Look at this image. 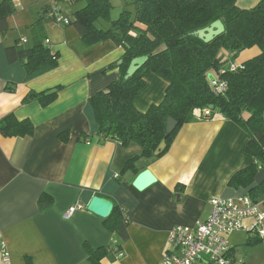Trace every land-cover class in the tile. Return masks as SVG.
Segmentation results:
<instances>
[{
	"label": "crops",
	"instance_id": "0c3cea01",
	"mask_svg": "<svg viewBox=\"0 0 264 264\" xmlns=\"http://www.w3.org/2000/svg\"><path fill=\"white\" fill-rule=\"evenodd\" d=\"M12 1L16 12L9 18V29H0V123L10 116L18 122L29 120L33 132L14 137L0 130V264H25L26 257L34 264H93L90 250L101 247L107 254L98 264H159L174 227L205 221L214 196L248 193L229 182L254 161L246 152L250 137L221 116L184 125L164 156L139 157L126 171L140 147L97 136L84 142L98 130L90 99L119 79L123 48L112 41L86 46L74 26H57L48 19L42 10L45 0ZM259 1L238 0L237 5L249 10ZM82 5L64 4V9ZM36 30L59 53L60 63L27 80L20 62H8L6 48L17 41L33 42ZM260 53L258 47L245 50L237 61ZM111 65L116 67L110 69ZM144 79L146 86L134 103L141 112L160 104L169 87L154 72ZM56 87L61 89L48 106L34 96ZM146 170L156 182L139 191L134 182ZM262 183L264 169L253 186ZM94 196L112 201L128 220L126 240L88 211ZM42 200L49 205L42 207ZM77 204L84 208L65 218ZM242 234V241H229L235 257L242 264H264V244Z\"/></svg>",
	"mask_w": 264,
	"mask_h": 264
},
{
	"label": "trees",
	"instance_id": "16d2710c",
	"mask_svg": "<svg viewBox=\"0 0 264 264\" xmlns=\"http://www.w3.org/2000/svg\"><path fill=\"white\" fill-rule=\"evenodd\" d=\"M237 2L125 0L120 16L114 20L110 0H57L53 5L68 17L70 24L67 26L78 30L86 46L112 41L124 50L121 64L117 66L119 79L90 99L98 130L86 135L84 142L97 136L101 141L112 139L124 146L138 144L140 154L128 161L126 171L134 167L139 157L164 156L184 125L196 119L212 120L221 116L248 134L250 141L246 152L254 158L252 164L231 178L230 187L248 189L247 194L253 199H263L264 183L253 184L258 172L264 169V0L249 10L240 9ZM79 3L83 5L73 11L64 9V4ZM50 5L45 0L42 10L52 22L55 13L50 15ZM15 12L12 0L0 1L2 33L8 31L9 18ZM217 20L224 23L225 32L213 41L206 43L194 34ZM47 44L41 31L36 30L33 42L17 41L6 48L8 62H20L26 70L27 80L53 71L59 66L60 55ZM254 47L260 48L261 53L243 62L242 69L231 71L230 65L239 55ZM142 56H147L148 61L126 80L132 60ZM149 72L166 79L169 87L160 104L141 112L134 103L146 86L144 78ZM210 73L226 85L223 91L216 92L208 77ZM60 89L56 87L34 96L42 106H48L57 98ZM206 109L210 110L208 115L204 114ZM169 117L175 119L178 126L166 136ZM13 119L10 116L0 123V130L6 135L23 137L33 132L29 120L18 122ZM47 205L48 202L41 201L42 207ZM104 221L123 240L128 238V220L115 207ZM255 240L262 243L259 238ZM106 254L104 247L93 249L89 259L98 264ZM25 264H34L32 258L26 257Z\"/></svg>",
	"mask_w": 264,
	"mask_h": 264
},
{
	"label": "built area",
	"instance_id": "2783aa9c",
	"mask_svg": "<svg viewBox=\"0 0 264 264\" xmlns=\"http://www.w3.org/2000/svg\"><path fill=\"white\" fill-rule=\"evenodd\" d=\"M56 1L46 0L52 5ZM52 5L50 15L55 13L52 22L61 27L69 25L68 17ZM242 68L239 64L230 65L233 72ZM210 80L216 92L226 88L224 83ZM209 113V109L204 110L205 115ZM210 205V215L205 221H198L195 227L176 226L171 230L170 247L159 264H242V259L235 257L229 242V236L233 233H245L252 239L259 238L264 244V198L256 200L248 194L237 198L214 196L210 199ZM82 208L84 206L81 204L72 206L64 217L69 218ZM2 253L4 260H7L4 247Z\"/></svg>",
	"mask_w": 264,
	"mask_h": 264
},
{
	"label": "water",
	"instance_id": "95a60500",
	"mask_svg": "<svg viewBox=\"0 0 264 264\" xmlns=\"http://www.w3.org/2000/svg\"><path fill=\"white\" fill-rule=\"evenodd\" d=\"M224 32H225L224 23L221 20H217L214 23H212L209 27L198 30L194 34L204 42L209 43L213 41L216 37L223 34ZM147 61H148L147 56L137 57L133 59L128 68L125 79L128 80L131 77H133L145 65ZM208 77L209 78L212 77V74H209ZM177 126H178V122L172 117H169L167 119L165 135L166 136L171 135L174 132V130L177 128ZM155 182H156V177L154 176V174L150 170H146L137 177V179L134 182V187L137 190L142 191L147 187H149L150 185L154 184ZM87 209L89 212L103 219H107L111 216L113 212L114 203L104 197L94 196L92 197Z\"/></svg>",
	"mask_w": 264,
	"mask_h": 264
},
{
	"label": "rangeland",
	"instance_id": "374dc122",
	"mask_svg": "<svg viewBox=\"0 0 264 264\" xmlns=\"http://www.w3.org/2000/svg\"><path fill=\"white\" fill-rule=\"evenodd\" d=\"M110 1H111L112 6H113V10L111 12L112 13V19L115 20L120 16V14L122 12V9L125 5V0H110ZM233 63L242 65V62H239L237 60L234 61ZM210 74H212V73H210ZM210 78L216 79L213 74H212V77H210ZM131 144H135L137 147H139L138 144H136V143H131ZM244 238H245V236L242 233L241 234L240 233H233L230 235L229 241L235 243L238 241H242Z\"/></svg>",
	"mask_w": 264,
	"mask_h": 264
},
{
	"label": "bare ground",
	"instance_id": "6f19581e",
	"mask_svg": "<svg viewBox=\"0 0 264 264\" xmlns=\"http://www.w3.org/2000/svg\"><path fill=\"white\" fill-rule=\"evenodd\" d=\"M239 233H241V232H239Z\"/></svg>",
	"mask_w": 264,
	"mask_h": 264
}]
</instances>
